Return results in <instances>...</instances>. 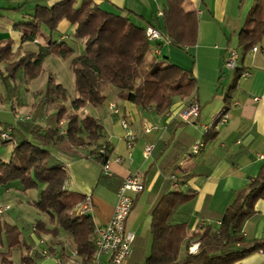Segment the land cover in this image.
I'll return each mask as SVG.
<instances>
[{
    "label": "crops",
    "instance_id": "obj_1",
    "mask_svg": "<svg viewBox=\"0 0 264 264\" xmlns=\"http://www.w3.org/2000/svg\"><path fill=\"white\" fill-rule=\"evenodd\" d=\"M62 1L0 0V40L12 39L14 50L22 47L24 51H33L25 48L30 43H22V34L14 29L16 23L8 15L13 11H23L26 5L34 7L33 14L37 4L52 7ZM83 1L76 0V7L81 6ZM90 1L109 13L129 15L136 26L159 29L165 38L159 42L160 54L156 56L151 52L150 59L156 56L158 61L161 57L171 60L175 50L191 53L196 61L191 69L197 79V91L190 98H176L171 109L163 115L156 113L154 108L142 111L135 104L118 99L116 91L109 94V88L103 107L95 109L87 105L79 112L82 118L92 115L102 128L98 145L111 148L110 176H104L103 168L88 157L92 147L74 149L71 154L74 158L57 156L67 173L65 188L70 191L68 195L76 200L86 196L92 198L94 209L89 216L95 229L104 227L113 217L117 191L123 181L131 175L139 177L144 190L131 193L134 206L126 229L136 238L127 264H146L153 250V212L165 197L180 193L191 196L174 216L175 224L185 225L187 238L190 239L206 227L219 231L221 218L228 207L259 176L264 165V41L256 45L259 48L257 52H244L238 48L239 33L254 0H184L183 10L194 14L197 27L195 45L186 46L183 50L174 47L167 37L166 21L162 15L167 0ZM74 30L69 22L63 21L55 35L56 40H65L74 48L77 45L84 48L83 42L72 39ZM41 34L42 38L32 42L38 49L45 47L44 38L49 36L44 30ZM230 49L238 53L234 69L226 67ZM175 61L178 63L175 65L188 70V66L180 64L185 63L183 59ZM243 72H249L250 77L241 78ZM193 100L201 105L200 117L187 124L178 118V113ZM224 116H227L226 123L221 122ZM122 120L129 123V131L135 136L131 150H128V131L122 127ZM143 124L153 127L154 131L146 134ZM0 131L3 129L0 128ZM201 141L205 147L198 155L190 156L192 146ZM147 144L155 146L151 157L145 156ZM118 158L120 162L115 161ZM172 175L177 178L178 189L173 187ZM23 194L25 196L27 192L19 183L0 187V207L10 205L12 210V201L18 204L16 212L10 213L9 210L0 220L20 229L24 240L23 247L18 249L9 250L7 246L0 245V253L4 254L7 263L14 264L17 254L20 259L27 254L32 255L26 251V241L34 243L33 250L35 247L42 250L43 245H39V241H43L52 255L69 256L76 248L73 237L66 232L59 229L55 235L43 234L38 239L32 232L37 221L29 224L26 232L25 205L35 208L36 200L25 203L18 196ZM43 216L41 221L52 230L54 226L50 224V218ZM242 231L246 241L264 242V199L256 203L255 215L244 223ZM41 250L35 251L40 254ZM185 254L183 247L180 257L184 258ZM3 256H0V264L3 263ZM108 258H103V264H109ZM40 261H43L41 264L56 263L54 258L41 257L37 264ZM237 264H264V247L243 257Z\"/></svg>",
    "mask_w": 264,
    "mask_h": 264
},
{
    "label": "trees",
    "instance_id": "obj_2",
    "mask_svg": "<svg viewBox=\"0 0 264 264\" xmlns=\"http://www.w3.org/2000/svg\"><path fill=\"white\" fill-rule=\"evenodd\" d=\"M183 1L167 0L162 13L167 37L180 50L195 45L197 27L194 14L184 12ZM63 21L75 28L72 39L83 42L82 54L67 41L54 38ZM43 28L49 36L45 47L40 46L37 51H23L22 47L14 50L12 39L0 40V78L9 89V96L15 97L10 81L15 82L20 74L32 81L40 77L48 57L71 60L76 97L69 106L65 88L56 85L59 99L53 101L46 93L35 104L31 120L19 121V126L13 128L16 145L10 160L0 161V187L19 183L24 192L39 191L34 207L50 218L54 228L49 230L45 222L37 221L34 234L40 239L43 234L55 235L59 229L66 232L73 237L79 256L87 263L94 248L95 226L91 216L74 214V208L84 198L76 200L68 195L64 187L67 173L57 156L74 158L71 155L74 149L92 147L88 157L103 168L111 159L112 151L108 145H98L102 137L98 121L89 114L81 119L79 112L87 105L95 109L103 107L108 88L114 87L118 99L135 104L142 111L154 108L156 113L163 115L171 109L176 98H190L197 91V79L192 69L184 70L178 65L158 61L156 56L150 59L152 50L160 44L153 45L147 40L145 28L133 24L129 15L109 13L90 0H84L79 7H76V0H64L52 7L37 4L28 22L14 26L22 34L23 44L42 38ZM262 41L264 0H254L239 33L238 48L249 52ZM49 105L53 108L47 115ZM38 120L45 124H37ZM64 120L67 121L66 135H61L60 126ZM2 143L7 142L0 138ZM190 197L183 193L169 195L154 210L153 250L146 264H237L243 257L264 247V242L246 241L242 231L244 223L255 215L256 203L264 199V165L259 176L228 207L219 231L206 227L188 239L185 225L175 224L178 208ZM196 242L200 243L198 253L190 254L189 247ZM23 244L20 229L0 220V245L13 250ZM25 247L32 255L22 256V263L37 264L42 256L33 250L34 243L26 241ZM183 247L186 254L181 258ZM3 255L0 253L1 257ZM7 261L3 256L2 264H10Z\"/></svg>",
    "mask_w": 264,
    "mask_h": 264
},
{
    "label": "built area",
    "instance_id": "obj_3",
    "mask_svg": "<svg viewBox=\"0 0 264 264\" xmlns=\"http://www.w3.org/2000/svg\"><path fill=\"white\" fill-rule=\"evenodd\" d=\"M146 38L153 44L157 45L159 42L163 41L165 36L163 33L155 28L148 27L146 29ZM258 47L254 46L252 52H257ZM152 53L156 56L160 54V49L158 46H155L152 50ZM238 58V53L234 49L228 51V58L226 61V67L228 69H234L236 65V60ZM241 78H249V72H243L240 75ZM201 105L198 101L193 100L186 103L183 109L178 113V118L184 123L191 124L193 121L200 117ZM115 114L118 113L117 110L114 111ZM31 117L20 118L19 121H30ZM222 123L227 122V116H224L221 119ZM122 127L128 131L126 134L128 150H131L134 146L135 136L129 131V123L126 120L121 121ZM13 127H9L1 133V141L12 143L16 145V139L12 136ZM143 131L146 134L154 131L153 127H149L146 124H143ZM61 135H66V129L64 127L63 121L61 122ZM205 147L203 141L195 143L190 151V156L198 155L201 150ZM155 149V146L152 144H147L145 146V156L151 157ZM104 148L100 150L103 152ZM120 162L121 159L118 158L115 160ZM112 160H108L103 167V174L106 176L111 175L110 165ZM65 169V168H64ZM171 181L174 183V189H178L177 178L175 175L170 177ZM65 187V186H64ZM144 190V185L136 175H131L125 179L117 191V204L115 207L113 217L107 222L104 227L96 228L93 233L94 248L90 256V259L87 263L83 262V259L79 256L77 250L70 252V255L67 257L54 256L50 253L47 247L44 245L43 241H39V245H43V248L40 252L41 256L45 259L54 258L55 264H103V258L108 256L109 264H127L130 259L133 251V244L135 241V234L126 229V222L133 210L134 200L131 197V193H141ZM94 206L93 201L90 196L84 197L81 203H79L73 210L75 215L79 216H89L93 212ZM11 210L10 205H5L0 207V216L4 215L6 212ZM36 230V226L33 227V231ZM200 243H193L189 247L190 254L198 253Z\"/></svg>",
    "mask_w": 264,
    "mask_h": 264
},
{
    "label": "rangeland",
    "instance_id": "obj_4",
    "mask_svg": "<svg viewBox=\"0 0 264 264\" xmlns=\"http://www.w3.org/2000/svg\"><path fill=\"white\" fill-rule=\"evenodd\" d=\"M9 6H12L11 4ZM34 10L32 5H26L25 9L21 12L13 11L12 14H9L8 17L14 23H26L30 20V15L32 14L31 11ZM11 13V12H10ZM42 30L45 31L46 35L49 33L43 28ZM44 38V37H43ZM56 38V36H54ZM48 39V36L44 38V41ZM27 50H38V46L30 43L25 47ZM78 54H82L84 48L81 46L75 47ZM24 51V50H23ZM173 54V55H172ZM171 60H168L164 57H161V61L167 64H178L175 60L183 59L185 63H180L181 65L184 64L188 66V70H190L194 63H196L195 59H193L191 53H186L184 51L179 52L173 50ZM177 58V59H176ZM186 68V67H185ZM12 88H15V97L9 96L11 95L9 89L6 87V84L0 78V95H3L0 98V128L4 129L6 126H10L16 128L19 126L20 118L25 117H32L34 116V108L35 104L39 102L41 97L46 93L49 94L53 101L59 99L57 90L55 89L56 85H62L66 92L67 98L69 100L68 103L71 104V98H75V75L71 69V60H63L57 57H48L44 64L42 73L39 78L27 81L23 74H20L16 81H10ZM109 94L111 91H116L114 87L109 88ZM49 91H52L49 93ZM10 97V98H9ZM53 105H49L46 109V114L50 115L52 113ZM80 118H82V114H79ZM44 121H37V124H43ZM64 127L67 124V121L64 120ZM14 150V145L12 143H3L0 144V161L8 162L11 158L12 152ZM37 190L28 191L27 195H18L19 198H22L25 203L29 200H37ZM70 191H67L69 193ZM23 193V192H21ZM13 209L10 213H14L18 210L17 201H12ZM27 207V212L25 211V219L27 220L25 223V230L28 231V225L32 222L41 221L44 219V216L40 214L35 208L29 206L28 204L25 205ZM6 214V213H5ZM0 216V219L5 218L6 215ZM33 227V226H32ZM31 227V228H32ZM33 232V231H32ZM35 250L40 251L41 247H35ZM40 261L39 263L41 264ZM14 264H21L20 256L14 257Z\"/></svg>",
    "mask_w": 264,
    "mask_h": 264
}]
</instances>
